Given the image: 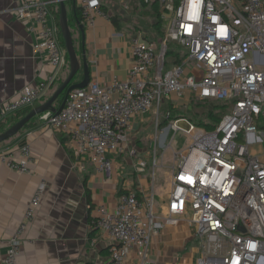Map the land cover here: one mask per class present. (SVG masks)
Returning a JSON list of instances; mask_svg holds the SVG:
<instances>
[{"label": "built area", "instance_id": "1", "mask_svg": "<svg viewBox=\"0 0 264 264\" xmlns=\"http://www.w3.org/2000/svg\"><path fill=\"white\" fill-rule=\"evenodd\" d=\"M157 1L163 36L156 42L141 34L130 37L127 78L108 85L91 80L70 90L55 113L38 116L40 127L63 136L76 158L89 161L111 180L112 156L126 147L132 122L146 114L152 117L149 160L137 158L135 165L138 176L150 169V188L142 197L128 190L113 206L101 202L94 210V227L115 244L107 264H126L132 254L136 264H144L152 238L181 219L191 230L197 264H264V158L254 152L264 140V0ZM65 3L79 9L82 28L92 27L97 18L110 19L102 0ZM50 6L48 0H22L14 15L38 28L33 51L44 53L58 69L66 64V56ZM170 43L185 48L186 54L175 53ZM170 56L175 60L167 64ZM191 61L193 68L188 67ZM53 82L49 78L30 84L0 104V126L41 100ZM185 93L196 98H185ZM182 99L186 105L224 103L230 112L224 111L214 131H203L188 119L173 118L179 116L172 112ZM177 132L190 143L174 151ZM169 150L171 189L166 213L159 215L153 188L157 152L162 166ZM130 155L136 156L135 150ZM1 160L18 174H30L34 163L27 145L19 148V158L2 155ZM45 190L41 181L7 241L3 264H17Z\"/></svg>", "mask_w": 264, "mask_h": 264}, {"label": "crops", "instance_id": "2", "mask_svg": "<svg viewBox=\"0 0 264 264\" xmlns=\"http://www.w3.org/2000/svg\"><path fill=\"white\" fill-rule=\"evenodd\" d=\"M48 1L55 18L58 4L55 0ZM21 2L0 0V104L15 98L30 84L53 78L48 92L33 108L47 100L55 86L65 80L68 70L66 64L55 69L44 53H34L38 28L14 15ZM102 3L109 21L97 18L92 27L82 29L83 34L77 28V55L81 65L83 61L86 65L81 66L76 77H87L85 83L97 80L108 85L114 79L123 81L128 76L132 63L130 37L141 34L151 39L139 26V20L132 22L137 18L134 7L142 8L139 0H102ZM69 8L68 17L73 15L74 7L69 4ZM185 100H178L177 105L185 104ZM11 119L0 126V131ZM152 127L153 133L148 135ZM154 134L150 114L132 122L129 140L138 146H127L122 153L112 156L111 180H105L89 161L76 158L63 136L42 129L38 116L15 139L0 144V264L7 251V241L41 181L46 183V190L34 221L24 234L17 264H107L115 244L94 227V210L101 202L113 206L117 196L128 190L142 197L150 188L149 178L138 176L135 165L137 158L149 160ZM20 140H25L34 157L30 174L10 171L1 160L2 155L19 158ZM132 150L136 156L130 155ZM170 176L171 171L166 172L167 184L157 192L153 184L159 215L166 213ZM190 236L191 230L183 219L175 226H164L152 238L144 264H197L198 250L191 246ZM126 264H136L133 254Z\"/></svg>", "mask_w": 264, "mask_h": 264}, {"label": "rangeland", "instance_id": "3", "mask_svg": "<svg viewBox=\"0 0 264 264\" xmlns=\"http://www.w3.org/2000/svg\"><path fill=\"white\" fill-rule=\"evenodd\" d=\"M66 7H67V12H68V16L70 15V8H69V4L66 3ZM142 9V10H141ZM133 13L137 16L136 19L132 20V22L139 20V26L142 27L145 32L146 35L149 39H151V42H156L157 37H156V30H154L153 24L155 23L156 19L153 16V13L151 12V9L149 6L147 7H142V8H136L134 7V11ZM133 19V17H132ZM68 21H69V25H70V30L72 33V37L74 40V45L76 48V51L78 52L79 50V41H78V35H77V24L76 21L72 19V17H68ZM132 24V23H131ZM135 24V23H134ZM133 26V25H131ZM135 26V25H134ZM141 28V29H142ZM142 29V30H143ZM134 30H137L134 28ZM169 48H172L174 50L175 53H178L180 56H184L187 52V50L185 48H180L177 45H174L173 43L169 44ZM175 60V57H167L166 58V62L168 64V62L170 63L171 61ZM195 65V62L191 61L188 65L189 68H193V66ZM167 68V67H166ZM67 70L69 71L68 68V64H67ZM79 79V80H78ZM77 77L71 82V84L68 86L67 91H69V89H72L76 86H79L81 84H84L87 81V77L84 78H78ZM62 82H59L55 89L61 84ZM54 89V90H55ZM53 90V91H54ZM52 91V92H53ZM66 93H64L58 100V104L59 105L61 103V101L63 100V98L65 97ZM189 95V96H188ZM51 96V95H50ZM49 96V97H50ZM185 98L186 97H190L192 98H196L193 94H187L185 93L183 95ZM48 97V98H49ZM47 98V99H48ZM193 100V99H192ZM195 102V103H194ZM193 104L190 103L188 105L186 104H179L178 106V110L172 112V115H183L184 117H186L187 119L191 120L192 123L195 126H200V125H204V124H209L212 122V118H209V113H211L212 115L216 116L217 115V109H215V104H204V103H198L196 101H194ZM44 103V102H43ZM185 105V106H184ZM34 108V107H33ZM32 109V108H31ZM230 110L227 112V110L225 111V113H229ZM9 124V123H8ZM2 127V126H1ZM10 127V126H9ZM8 127V128H9ZM4 128V127H3ZM8 128L0 131V134L3 133L5 130H7ZM2 129V128H1ZM153 133V127L152 129L149 130L148 135ZM174 133V131L172 132V134ZM18 136V135H17ZM17 136H15L14 138L10 139L13 140L15 139ZM130 139V138H129ZM128 139V143L126 145L127 146H131V147H135L138 146V144H131L130 140ZM9 140V141H10ZM190 143V140L188 137H186L183 133L181 132H177L176 133V137L175 140L172 144V150L174 151H179L184 149L188 144ZM142 143H139V145ZM147 146V144H145ZM126 147L124 146V149H126ZM151 151V149H150ZM254 152L263 157L264 158V140L261 144H259L258 148H254ZM157 157H158V167L155 170V192L159 191L161 188H163L164 186H166L167 184V180H166V172H170L171 171V166H172V160H171V152L170 150L166 152L165 154V158L163 161L162 166L160 165V161H161V157H160V152H157ZM150 175V169H147L146 172L143 174V178L148 179ZM191 246H195L193 243L191 244Z\"/></svg>", "mask_w": 264, "mask_h": 264}, {"label": "water", "instance_id": "4", "mask_svg": "<svg viewBox=\"0 0 264 264\" xmlns=\"http://www.w3.org/2000/svg\"><path fill=\"white\" fill-rule=\"evenodd\" d=\"M55 2L58 4L59 7L58 28L60 31L61 41L63 42V47L67 57L68 68H69L68 75L65 78V80L53 91L51 96L44 103L32 108L25 116L20 118L15 124H13L7 130H5L3 133L0 134V144L9 141L10 139L17 136L24 128L27 127L28 123L33 118L47 112L55 113L57 109L54 106V104L64 93L67 94L70 90L74 88H82L88 84V83L81 84L67 91L68 86L71 84L73 79L79 73L81 66L83 65V67L85 68L86 64L83 61L81 65L78 59L77 51L74 46V40L69 26L65 0H55ZM82 29L83 28L81 26H78V32L80 34H83ZM61 108L62 106L60 107V109ZM178 126L184 128L183 124H179ZM19 145L20 147L25 146L26 145L25 140H22Z\"/></svg>", "mask_w": 264, "mask_h": 264}, {"label": "trees", "instance_id": "5", "mask_svg": "<svg viewBox=\"0 0 264 264\" xmlns=\"http://www.w3.org/2000/svg\"><path fill=\"white\" fill-rule=\"evenodd\" d=\"M141 2V5L142 7H147L149 6L150 9H151V12L153 13V16L155 17L156 21L155 23L153 24V27H154V30H156V37L157 38H160L163 36V28H162V21L160 19L161 17V6L159 4L158 1H153L151 2L150 4H145L143 1L139 0ZM73 20H75L77 23H80L81 21V15H80V11L77 7H74L73 8V15L71 16ZM55 23H56V27H57V30H58V36H59V42H60V45L62 46V48L64 49L63 47V42L61 41V37H60V31H59V28H58V13L55 15ZM70 26V25H69ZM149 42H151V40H148ZM75 46V45H74ZM76 49V48H75ZM65 56H66V53H65ZM68 62H67V57H66V66H67ZM76 78V77H75ZM74 78V79H75ZM73 79V80H74ZM61 82V81H60ZM56 87V86H55ZM55 89V88H54ZM59 100V99H58ZM58 100L56 101V103L54 104V106H56V104H58ZM198 103H204V102H201V101H196ZM195 103V102H194ZM204 104H207V103H204ZM215 104V109H217V115L214 116L212 115L211 113H209V118H212L210 120H212V122L209 124H204V125H200V126H196L198 129H201L203 131H214L217 127V125L219 124V121L221 119V116L222 114L224 113L225 109L227 108L226 104L224 103H213ZM60 105V104H59ZM59 105H57L56 107H58ZM166 109L170 110V107H166ZM31 110V107L23 110V111H20L18 112L10 121V123L4 127L2 130L8 128L9 126H12L13 124H15L20 118H22L23 116H25L29 111ZM185 118L187 119L186 117H184L183 115H179V116H174L173 118L175 119H178V118ZM34 120V118L28 123L31 124L32 121ZM189 120V119H188ZM190 122H192L191 120H189ZM167 124L166 121L162 122L161 125H165ZM1 130V131H2Z\"/></svg>", "mask_w": 264, "mask_h": 264}]
</instances>
